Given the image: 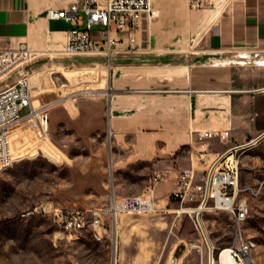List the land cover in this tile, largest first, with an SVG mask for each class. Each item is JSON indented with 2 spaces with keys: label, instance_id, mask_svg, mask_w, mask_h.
I'll list each match as a JSON object with an SVG mask.
<instances>
[{
  "label": "crops",
  "instance_id": "obj_1",
  "mask_svg": "<svg viewBox=\"0 0 264 264\" xmlns=\"http://www.w3.org/2000/svg\"><path fill=\"white\" fill-rule=\"evenodd\" d=\"M205 1V9L191 10L189 0H151L157 16L150 23L114 35L110 68L63 69L75 81L92 77L98 85L90 89L106 85L111 94L82 93L53 105L51 133L62 128L88 139L110 132L114 164L148 163L172 182L180 174L172 164L189 159L195 133H217L210 147L219 155L264 131L254 119L264 111L256 101L264 93L249 92L264 88V0ZM78 3L0 0V51L25 49L31 59L61 61L73 26L48 20L46 12Z\"/></svg>",
  "mask_w": 264,
  "mask_h": 264
},
{
  "label": "rangeland",
  "instance_id": "obj_2",
  "mask_svg": "<svg viewBox=\"0 0 264 264\" xmlns=\"http://www.w3.org/2000/svg\"><path fill=\"white\" fill-rule=\"evenodd\" d=\"M97 30L100 28L92 29ZM101 67L108 69L106 58L77 56L61 61L30 59L19 71L28 78L33 106H44L47 114L53 105H66L75 95L98 85L92 77L75 81L63 75V69ZM18 78L14 72L1 87ZM256 101L264 109V97H256ZM27 112L24 109L20 115ZM254 119L256 126H264V111H258ZM263 133L255 130L243 145ZM9 145L12 162L4 164L0 173V264H112V206L113 213L115 206L123 209L115 218L117 264H171L173 259L175 264H208V247L217 262L220 250L240 240L254 243L250 259L253 264H264V137L235 153L240 185L247 189L242 194L249 206L247 219L236 222L224 212L204 213L205 238L187 214L165 211L171 207L167 195L180 174L171 182L148 163L117 166L113 162L117 150L108 132L81 139L59 128L55 136L35 117L11 129ZM189 166L188 158L172 164L180 173ZM155 174L160 176L155 186L159 196L156 190L152 196L145 193ZM138 198L147 201L151 210L133 211L129 204ZM43 204L61 209H105L108 234L100 241L90 230L63 232L50 215L33 212ZM172 207L178 210L179 205Z\"/></svg>",
  "mask_w": 264,
  "mask_h": 264
},
{
  "label": "built area",
  "instance_id": "obj_3",
  "mask_svg": "<svg viewBox=\"0 0 264 264\" xmlns=\"http://www.w3.org/2000/svg\"><path fill=\"white\" fill-rule=\"evenodd\" d=\"M64 9H49L48 20L64 21L73 26L67 33L63 50L65 57L92 56L106 58L110 68L113 47L117 40L114 35L131 34L138 29L143 20L150 23L157 15L151 6V0H78ZM191 10H201L208 6L205 0H189ZM99 27L95 32L93 28ZM95 37H98L97 39ZM130 49L134 48V39L129 40ZM31 59V53L25 49L20 51H0V173L3 165L12 162L9 138L11 129L21 119L32 114V95L27 76L19 68ZM14 72L19 78L12 85L1 84ZM251 93H264V88L249 90ZM28 109L25 115L20 112ZM43 127L48 126L44 109L38 112ZM217 133L202 131L195 133L190 148V166L183 170L176 184L171 188L168 201L171 208L179 205L178 215L187 214L194 222L197 230H202V215L207 212H224L236 222H244L249 214V206L242 194L247 190L240 185V166L235 153L241 149L234 147L222 154H214L210 141ZM160 176L155 174L145 189V193L153 194ZM252 194L257 191L251 190ZM147 201L139 198L129 204L133 211H148ZM149 202V200H148ZM184 206V207H183ZM33 212L48 214L54 224L63 232L73 233L83 230L99 232L100 241L108 234L105 226V209H61L43 204L34 208ZM246 242L240 240L228 248L231 259L239 264H253L246 254ZM225 250L222 249L221 252ZM213 258V249L208 247V264Z\"/></svg>",
  "mask_w": 264,
  "mask_h": 264
},
{
  "label": "bare ground",
  "instance_id": "obj_4",
  "mask_svg": "<svg viewBox=\"0 0 264 264\" xmlns=\"http://www.w3.org/2000/svg\"><path fill=\"white\" fill-rule=\"evenodd\" d=\"M27 80H28V78H27ZM83 91H84L83 93H105L106 91H108V88H104V89H85ZM31 95H32V93H31ZM42 109H44V106H42V107H34L33 104H32V111H33L32 114L29 115V116H26V117L22 118L21 119V122L23 123V122H26L27 120H29L31 118L37 117L38 112H40ZM47 127H45L44 129L47 130ZM113 207L114 206H112L111 208H109V211L111 212L112 218L114 219V218H116L117 214L119 212H121L123 209L121 207H119V206H115V208L113 210L114 213H113L112 212V208ZM94 234H95L96 239L97 240H100V234H99V232H94ZM113 239H114L115 248H114V254H113L112 264H117V260H116V245H117V239H118V227H117V225H116V232L113 231ZM254 248H255L254 243L246 242V254H247V257L249 259L251 257V253H252V251H253ZM171 264H175V259H173L171 261ZM209 264H239V263H236V262H234L231 259L230 255H229L228 248H225V250H223L221 252V254L218 256L217 262L215 260H213V258L212 259L210 258V263Z\"/></svg>",
  "mask_w": 264,
  "mask_h": 264
},
{
  "label": "water",
  "instance_id": "obj_5",
  "mask_svg": "<svg viewBox=\"0 0 264 264\" xmlns=\"http://www.w3.org/2000/svg\"><path fill=\"white\" fill-rule=\"evenodd\" d=\"M110 90V89H109ZM111 92L110 91H106L105 92V95H108V97L110 96ZM108 134L110 135V132H108ZM264 135H262L261 137L259 138H256L254 140H251L250 142H248L247 144L245 145H242L241 148H246V147H249L251 146L252 144H254L255 142H257L260 138H262ZM114 231L116 232V219L114 218Z\"/></svg>",
  "mask_w": 264,
  "mask_h": 264
}]
</instances>
